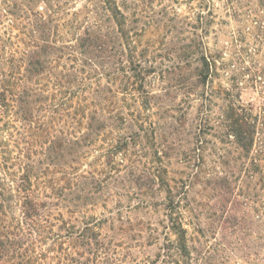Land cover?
<instances>
[{"label":"rangeland","instance_id":"obj_1","mask_svg":"<svg viewBox=\"0 0 264 264\" xmlns=\"http://www.w3.org/2000/svg\"><path fill=\"white\" fill-rule=\"evenodd\" d=\"M4 1L0 0V5H5ZM12 1L22 4L19 0ZM104 1L107 5L115 2L124 12V32L131 36L132 42L124 40V56L119 48L104 66L91 72L86 102L90 109L101 106L95 105L97 101L102 106L113 103L114 114L122 112L125 118L114 122L106 119L99 126L94 123L90 130L87 129L89 118L84 119L82 129L91 131L97 137L96 143L88 144L86 151H74L69 161L61 163L74 173L71 192L80 193L83 189L87 193L77 203L81 211L78 218L90 221L92 230L99 233V241L107 248V262L103 264L156 261L165 264L164 260L176 264L166 256L168 251H173L169 250L172 241L177 240L165 206L169 187H174L182 203L183 228L187 229L192 250L191 264H264V240L258 239L255 246L257 233L250 235L247 229L223 228V222L214 215L217 198L207 196L211 190L206 189L201 176H194L197 160L193 158L189 162L186 155L188 147L195 145L196 132L204 127L209 131L205 168L220 170L225 166L220 155L226 151L224 148L228 151L232 148L219 141L216 129L227 104L222 90L230 88L232 71L218 69L217 75L201 84L197 68L202 63V50L212 55L223 52L231 62L235 38L259 42L257 47L262 48L258 57L264 54L261 46L264 0H60L58 3L35 0L24 4L29 3L33 13L46 17L53 15L56 8L60 10L59 19L57 16L60 27L52 39L62 42L72 40V34L90 25L98 12L103 15L105 29L118 30L115 20L103 14ZM25 22L26 19H16L0 7V36L7 48L5 56L10 54L12 45L21 43ZM128 53H134L141 61L136 72L123 70L129 65ZM133 74L139 75L129 85ZM98 85L103 89L100 94L94 93ZM106 96L108 100H104ZM240 103L247 106L253 103L255 112H263L264 92L258 84L252 87L246 78ZM205 113L208 122L203 120ZM114 125L117 128L112 136ZM208 125L213 129L208 130ZM260 128L253 154L264 146V126L260 124ZM117 132H137L140 136L129 140L128 148L119 151L112 161L106 150ZM28 140L33 141L31 137ZM22 153L30 158L27 161H37L41 169L54 170L50 175L54 179L52 189L40 185L56 201L57 160L49 161L46 151ZM52 153L53 157L57 155V151ZM234 155L226 159L232 160ZM234 164L230 161V165ZM59 182L69 186L62 179ZM76 193L68 194L71 202L67 199L66 205H73ZM62 210L67 217V208ZM78 223V229L82 230L84 224ZM256 230L262 233L260 228ZM257 250L259 255L254 254ZM173 259L185 264L181 257Z\"/></svg>","mask_w":264,"mask_h":264},{"label":"trees","instance_id":"obj_2","mask_svg":"<svg viewBox=\"0 0 264 264\" xmlns=\"http://www.w3.org/2000/svg\"><path fill=\"white\" fill-rule=\"evenodd\" d=\"M25 1L35 2L19 0L22 3L19 4L6 0L5 5H0L16 19H26L22 23L24 37L16 47L12 45L8 56L4 55L7 48L0 36V264H103L107 262V248L99 241V233L92 230L90 221L78 218L81 211L77 203L82 202L87 193L83 189L80 193L71 192L74 173L61 163L69 161L74 151H86L88 144L96 143L97 137L82 129L84 119L89 118L87 129L90 130L94 123L99 126L106 119L114 122L125 118L122 112L114 114L113 103L106 105L107 117L106 106L98 101L95 105L101 106L90 109L85 92L91 88V72L95 67L104 66L114 51L124 50V40L132 42L131 36L124 32L126 16L115 2L107 5L104 1L103 14L115 20L118 30L105 29L103 15L98 12L90 25L72 34V40L59 42L52 39V35L58 34L60 10L56 8L53 15L46 17L33 13L28 7L31 5L24 4ZM44 1L58 3L60 0ZM258 43L235 38L231 62L225 59L223 52L212 55L202 50V63L197 68L199 83L209 82L218 74V69L232 71L230 88L222 90L227 104L216 129L219 141L232 149L224 148L226 151L220 155L225 165L223 169L205 168L209 131L202 127L196 132L195 145L186 150L189 162L193 158L197 160L194 176H201L206 189L211 190L207 196L217 198L214 215L223 222V228L247 229L250 235L257 233L255 246L258 239L264 240V164L261 161L264 160V146L253 154L261 132L260 124L264 126V109L255 112L253 103L247 106L240 102L246 78L252 87L258 84L264 92V54L258 57L262 48L257 47ZM123 50L122 56L126 52ZM128 57L129 65L123 70L128 68L136 72L141 65L140 59L134 53H128ZM136 75H131L130 79H136ZM134 82L132 80L129 85ZM102 92L99 85L94 90V93ZM207 117L205 113L203 120L208 122ZM4 118L7 119L3 122ZM113 127L112 136L117 128ZM207 128L213 129L209 125ZM139 136L137 132H117L107 146L108 156L113 161L119 151L128 148L129 140ZM30 137L33 141L28 140ZM22 151H46L49 161L55 163L57 160L56 201L43 188L52 189L54 179L50 175L54 170L41 169L37 161H27L30 158ZM52 151H57L55 157ZM231 154H235L232 160L226 159ZM230 161L235 164L230 165ZM60 179L69 186L60 184ZM168 192L165 206L177 240L172 241L169 250L173 251H168L166 256L176 264H179L173 259L176 257L191 264L192 250L187 229L183 228L182 203L174 187H169ZM72 193L77 194L76 201L66 205L68 194ZM62 208H67L69 216H65ZM78 222L84 224L82 230L78 229ZM254 254L259 255L258 250ZM164 262L169 264V261Z\"/></svg>","mask_w":264,"mask_h":264}]
</instances>
